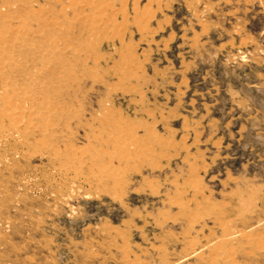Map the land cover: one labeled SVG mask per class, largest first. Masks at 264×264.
Instances as JSON below:
<instances>
[{"label":"rangeland","instance_id":"1","mask_svg":"<svg viewBox=\"0 0 264 264\" xmlns=\"http://www.w3.org/2000/svg\"><path fill=\"white\" fill-rule=\"evenodd\" d=\"M0 67V264H264V0H0Z\"/></svg>","mask_w":264,"mask_h":264},{"label":"bare ground","instance_id":"2","mask_svg":"<svg viewBox=\"0 0 264 264\" xmlns=\"http://www.w3.org/2000/svg\"><path fill=\"white\" fill-rule=\"evenodd\" d=\"M91 4V3H90ZM96 6V5H95ZM93 8V7H92ZM100 8V7H99ZM97 10V9H96ZM105 10V9H104ZM93 11V10H91ZM89 14V13H88ZM77 15V14H76ZM102 15V14H101ZM107 15V13H106ZM110 15V14H109ZM97 17V16H96ZM92 18V17H91ZM90 18V19H91ZM94 19V18H93ZM97 21H99V17L96 18ZM108 20V19H107ZM90 21V20H89ZM100 23V22H98ZM112 23V22H111ZM101 25V24H99ZM114 25V24H113ZM109 28V27H108ZM115 29V27H112ZM110 29V28H109ZM100 30V29H99ZM98 30V31H99ZM97 33V32H96ZM93 34V33H92ZM91 38V37H90ZM89 38V39H90ZM88 39V38H87ZM95 39V38H94ZM91 40V39H90ZM89 40V41H90ZM91 44V43H90ZM51 57V56H50ZM49 59V58H48ZM8 60V59H7ZM13 61V60H12ZM48 61V60H47ZM4 62V61H3ZM16 62V61H15ZM5 63V62H4ZM17 63V62H16ZM24 63V62H23ZM5 65V64H4ZM51 65V64H50ZM6 66V65H5ZM4 66V67H5ZM47 67V63H43V69L44 71H46V68ZM49 67V66H48ZM1 68V67H0ZM31 68V67H30ZM48 69V68H47ZM3 70V69H2ZM39 72V71H38ZM45 74V73H44ZM28 79V80H27ZM26 82L25 83V86H23L18 92H14L12 95H8V96H3L2 98L5 100H7L8 102H11L14 104V107L10 108V109H7V111L4 113V116L6 117L7 121L13 126V128L17 129L19 128V123H26V119L29 118L30 116L33 115V113L35 112V110H32L30 105H29V102L32 101V100H36L38 101L39 99H41L43 101L44 104L46 105H49L52 100L48 99L45 95L44 92L45 91V88L47 87V84H46V80L43 81L42 78H37V75L35 73H32L31 76H29V78H27ZM24 80V79H23ZM49 87V86H48ZM48 89V88H47ZM49 95V94H48ZM51 101V102H50ZM1 102V101H0ZM5 102V101H4ZM33 102V101H32ZM6 103V102H5ZM4 103V104H5ZM9 103V105L11 104ZM40 103V101H39ZM8 104V103H7ZM38 104V103H37ZM12 106V105H11ZM10 106V107H11ZM8 107V106H7ZM37 107V106H36ZM35 108V107H34ZM38 108V107H37ZM51 108V107H50ZM49 108V109H50ZM6 109V108H5ZM52 110V109H51ZM50 112V111H48ZM47 114V112H46ZM50 114V113H49ZM53 115H54V112H53ZM55 115H57L55 113ZM54 115V116H55ZM36 116V115H35ZM46 116V115H45ZM50 116V115H49ZM38 117V116H37ZM41 117V116H39ZM4 118V117H3ZM42 118V117H41ZM5 119V120H6ZM25 119V120H24ZM31 119V118H30ZM43 120V119H41ZM6 121V122H7ZM44 121V120H43ZM31 123V121H30ZM42 123V121H41ZM44 124V122H43ZM11 125H8V126H11ZM24 125V124H23ZM26 125V124H25ZM32 125V124H31ZM30 126V124H29ZM11 128V127H10ZM26 128V127H25ZM12 130V129H10ZM19 130V129H18ZM13 132V131H12ZM17 132V131H16ZM14 133V132H13ZM18 133V132H17ZM8 134V133H7ZM11 135V133H10ZM13 135V134H12ZM4 136V135H3ZM15 136V135H14ZM18 134L15 136L17 137ZM19 137V136H18ZM4 139V138H2ZM8 139H11V138H8ZM1 141V140H0ZM14 141V140H13ZM4 142V141H3ZM2 142V143H3ZM117 142V141H116ZM6 143V142H5ZM119 143V142H118ZM44 144V143H43ZM7 145V143L5 144ZM1 146V144H0ZM121 147V146H120ZM67 150V149H66ZM92 153V152H91ZM91 155V154H90ZM113 175V174H112Z\"/></svg>","mask_w":264,"mask_h":264}]
</instances>
